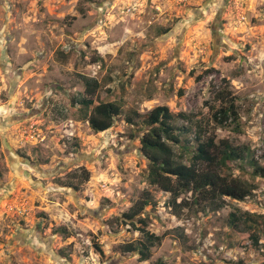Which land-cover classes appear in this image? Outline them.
<instances>
[{
    "label": "rangeland",
    "instance_id": "rangeland-1",
    "mask_svg": "<svg viewBox=\"0 0 264 264\" xmlns=\"http://www.w3.org/2000/svg\"><path fill=\"white\" fill-rule=\"evenodd\" d=\"M85 77L122 107L105 132L81 103ZM224 89L239 120L219 125ZM158 106L186 116L184 162L202 126L264 166V0H0V264H264V178L250 167L232 165L256 186L245 200L179 216L148 186L140 138ZM147 189L140 219L161 242L142 261L123 246L147 238L123 215Z\"/></svg>",
    "mask_w": 264,
    "mask_h": 264
},
{
    "label": "trees",
    "instance_id": "trees-1",
    "mask_svg": "<svg viewBox=\"0 0 264 264\" xmlns=\"http://www.w3.org/2000/svg\"><path fill=\"white\" fill-rule=\"evenodd\" d=\"M84 84L85 91L81 103L90 112V126L96 133L105 132L113 127L115 119L122 114V107L116 101L98 99L101 88L98 80L85 77ZM216 97L226 103L215 113L218 124L236 123L239 114L231 92L224 89L217 93ZM177 118L186 119V116L175 115L167 106H158L148 115L146 120L148 128L140 138L141 151L149 161L148 186L158 187L170 195V204L176 216L180 215L183 208L215 204L223 207L224 197L240 201L249 197L256 186L235 177L232 165L239 164V168L243 170L248 166L252 169L253 176L264 178V166L254 158L251 148L248 145H235L228 139H218L215 134L206 135L204 128L199 126L196 128L197 144L193 155L189 162H184L173 146L181 145L183 141L180 128L175 123ZM127 120L129 123L134 122L131 116ZM185 194H191V198L179 202ZM151 201V193L147 189L143 193V198L123 215V218L133 225L136 219H139L138 222L141 224L139 229L147 238L144 244L123 246L126 252H139L142 261L149 260L151 247L161 242V237L150 234L146 230V221L140 219ZM256 219L252 217L250 221L258 224ZM252 240L256 245L259 243L257 236Z\"/></svg>",
    "mask_w": 264,
    "mask_h": 264
}]
</instances>
